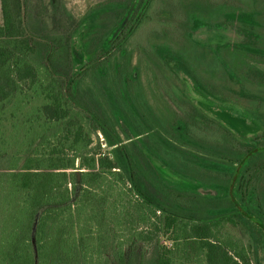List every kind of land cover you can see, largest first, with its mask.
I'll use <instances>...</instances> for the list:
<instances>
[{"label":"trees","instance_id":"trees-1","mask_svg":"<svg viewBox=\"0 0 264 264\" xmlns=\"http://www.w3.org/2000/svg\"><path fill=\"white\" fill-rule=\"evenodd\" d=\"M8 1L0 25V264H251L252 248L262 264L264 126L251 137L234 135L242 143L236 147L197 139L187 122L175 127L176 143L140 107L139 123L132 119L138 74L129 71L128 41L172 1L108 0L92 8L79 23L87 57L79 68L71 35L60 64V40L31 32L27 0H10L14 9ZM190 13L191 37L202 27H230L258 38L251 15L230 12L209 22ZM235 46L264 58V49ZM160 49L196 91L216 98L180 55ZM75 109L102 132L109 154L86 151L92 138ZM124 194L130 197L120 206ZM232 228L248 233L250 243ZM162 234L171 245L160 242Z\"/></svg>","mask_w":264,"mask_h":264},{"label":"rangeland","instance_id":"rangeland-1","mask_svg":"<svg viewBox=\"0 0 264 264\" xmlns=\"http://www.w3.org/2000/svg\"><path fill=\"white\" fill-rule=\"evenodd\" d=\"M107 1L27 0L28 24L35 35L60 40L58 41L60 46L56 51V61L60 64L66 60V42L67 38L72 36L74 67L79 68L87 60L81 40L84 26L79 23L92 8ZM170 1L171 5L165 7L168 9L167 12L163 13L157 9L152 11L153 20L128 41L129 71L136 68L138 74L136 86L139 100L130 106L133 108L130 112L132 119L134 123L135 121L139 123L140 107L142 112L148 110L153 124H157V127L172 141H177L176 143L181 142L173 138L176 133L175 127L180 126L181 122H187L192 136L205 143L241 147V139L235 138L234 135L251 137L264 126V58L245 50L240 51L235 45L247 43L264 49V0H200L204 5L201 9H186L183 4H177L182 0ZM173 1L176 2V6ZM3 5V0H0V25L5 22ZM11 6L13 8V4ZM190 11L191 16L209 22H215L230 12H240L243 14L242 18L251 15L254 22L253 32L258 38L252 40L230 27L214 30L202 27L191 37L188 24L184 22V18L190 17ZM190 21L189 18L188 23ZM218 46L219 49L216 48ZM167 47L181 56L197 79L216 98L203 91H196L190 77L184 73L177 74L171 68V63L166 60L167 51L166 56H163L160 49ZM216 52L221 54L234 75L223 67ZM91 79L93 78L88 77V81ZM89 89L91 88L85 87L83 93H88ZM92 90L96 94L101 92L95 84ZM131 99L134 101L135 95L131 96ZM74 113L92 138V143L86 151L98 155L109 154L111 148L107 145L102 132L96 129L97 126L88 120L84 112L75 109ZM222 124L231 129V133ZM123 127L124 125L117 126L120 132ZM121 134L126 140L125 132L122 131ZM66 153L74 155L68 150ZM155 163L167 176L178 179L158 160H155ZM185 182L196 187L195 183ZM129 197L124 194L119 201L120 206H126ZM235 231L245 243H250L248 233L232 228V232ZM160 242L167 245L172 243L165 234L160 236ZM249 255L250 263L257 264L253 248ZM260 258L264 264L262 249Z\"/></svg>","mask_w":264,"mask_h":264},{"label":"built area","instance_id":"built-area-1","mask_svg":"<svg viewBox=\"0 0 264 264\" xmlns=\"http://www.w3.org/2000/svg\"><path fill=\"white\" fill-rule=\"evenodd\" d=\"M101 135V137H102V134H100ZM103 145H104V143H103ZM253 264V263H252Z\"/></svg>","mask_w":264,"mask_h":264}]
</instances>
